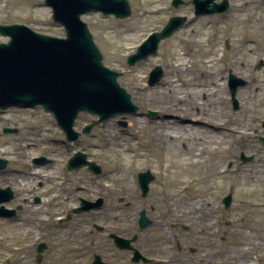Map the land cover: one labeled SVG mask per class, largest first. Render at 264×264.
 <instances>
[{"label":"rangeland","instance_id":"obj_1","mask_svg":"<svg viewBox=\"0 0 264 264\" xmlns=\"http://www.w3.org/2000/svg\"><path fill=\"white\" fill-rule=\"evenodd\" d=\"M127 1L131 8V15L125 19L119 20L114 16H104L101 13H91L82 17L102 56V64L109 70L120 73L117 78L119 86L131 96L133 105L138 108L134 115H116L111 118L113 120L111 125L119 129L121 134L134 135L138 141L140 140L139 135L145 136L146 132L130 128L128 118L139 116L152 122L160 117L147 96L153 88L160 87L159 85L163 84L168 76L173 75L170 69L174 58L169 45H172V39L177 38L176 43L179 42L185 54L184 59L188 67L187 69L182 68L178 76L175 74L181 81L178 88L172 89L176 99H180L176 104H193V110L196 111L199 108L200 113L202 111L208 113L215 122L224 124L225 129H232L233 124L237 127L234 126L237 130L233 134L223 132L222 135L209 137L198 133L196 136L200 139L197 142L204 150V154L216 147L215 154L202 155L204 160L199 168L200 184L208 189L202 195L203 201L200 202V206L203 205L204 208L202 207L201 210L205 213L206 221L212 218L215 220L207 226L202 236L191 231L190 245L194 246L196 239L203 241L204 256L206 254L210 256V252L216 248L218 256L213 260L205 257L204 264H214V262L264 264V199L262 200L264 198V175H261V172H264V152L259 147L256 151H251L250 153L255 158L253 166H246V168L238 164V155L233 153L235 145L240 146V136L244 131L243 122H248L253 128L255 122L264 117V105L257 100L258 93L255 92L256 87L264 89V71L254 69L258 63H264V3L261 0H228L230 8L226 13L195 17L194 6L188 0L177 8L172 7L171 0H155L158 3L149 9L143 6L145 0ZM40 4L42 0H0V24L22 22L26 17L40 18L43 19V25H29V27L44 35L64 37L63 29L52 22L49 9L41 8ZM35 5L38 7H34ZM150 10L158 12L145 18V11ZM172 16H186L188 19L183 28L161 41L155 56H150L128 67L126 58L135 53L137 47L151 32L160 31ZM208 23H210L207 26L208 29L213 30L209 31L214 33L213 37H209L207 43H199L198 29ZM106 38L115 46H108ZM6 42L7 38L0 36V43ZM226 42L229 44L227 48ZM118 46L122 48L119 49ZM155 66H160L164 75L158 85L151 87L147 84V76ZM229 73L250 84L238 92L237 100L240 105L238 111L233 110L230 101L227 87ZM218 74L222 82L220 88L216 89ZM204 78H206V83L203 81ZM212 81L216 85L214 88L209 86ZM130 84H138L139 87L145 88L144 101L137 100L134 94L136 90ZM212 95L215 98H211ZM7 110L10 111L9 119L5 121L0 116V159L8 162L6 169L0 171V188L5 189L10 186L15 198L2 206L6 209L19 208V211L15 216H0V264H20L18 262L20 257L24 259L23 264H38L35 261L36 248L41 242L45 243L47 248L42 252L40 264H68L70 261L61 263L57 255V243L60 242V238L65 237V234L72 235L76 243V258H80L84 254L83 247H87V245L84 246L87 241L84 232L91 231L98 235L91 224L97 222V217L105 212V210L95 209L80 214L72 213V208L79 206L80 199L92 201L103 198L109 209L105 212L109 219V231L124 238L132 233L138 235L136 226L138 214L128 206L132 202L129 197L136 193L140 202L144 203L142 210L146 212V215L155 224L163 221L162 212L165 204L159 197V189L165 185V182L158 174L154 161L147 162V159H139L142 166L140 171H149L154 177L145 198L141 197L137 183V174L140 171L133 173V179L123 176V172L107 174L113 166L111 155L107 153L108 147L97 149L96 146L101 145L99 138L101 127L108 121L94 127L89 134L81 133L75 142L63 143L65 138L62 131L52 115L44 112L41 107L37 106L30 110L16 107L4 109V111ZM150 112L154 115L149 116ZM94 119L96 117L89 113L79 114L74 130L80 133L82 128ZM6 129H16L17 133H6ZM212 143H216V146ZM143 147L148 152L154 149L152 145ZM77 152L84 153L89 162L99 166L100 174L89 171L88 167L68 172L66 161ZM40 156H45L52 162L37 167L32 159ZM231 163L233 166L230 168ZM75 171L80 172L82 185L86 189L76 190L72 176ZM36 175L58 179L64 177L65 184L61 188L55 183H48L54 189V200L58 206L56 210L43 209L28 197L31 184L41 181L35 178ZM242 184L256 188L257 191L247 199L252 203L256 201L262 203V212L260 211L262 215H251L247 212L243 216L245 207L240 203L241 197L237 195ZM105 185L112 187L107 188ZM22 187L24 190H19ZM125 189L128 190L127 193H123ZM114 190H117L115 197L113 196ZM227 195H231L232 203L229 209H224L222 201ZM183 198H185L184 204H167L173 206L176 213L180 210L181 213L179 212L178 215H181L185 209L194 208L192 207L194 202L190 197L184 196ZM66 214H70L71 221L59 223V218H64ZM174 217L175 226L169 225V230L165 229V232H161L150 226L140 234L142 242H139L136 247L142 250V254L150 258L168 260V256L157 257L153 254L155 250L164 254L173 253L176 250L177 239L180 240L181 234H185L182 228L186 225H178L181 221L178 218L181 216ZM196 219L197 217L190 214L189 220L184 218L181 222H188L187 226L194 228L197 226ZM172 234L175 239L171 237ZM242 235L245 239H242ZM146 236H153V240L147 242ZM155 236L156 238L165 237L166 244L171 240L172 246L163 244L161 238L156 239L154 243ZM236 237L243 241V245L235 250L229 243H233ZM110 248L113 249L111 245ZM118 255L125 256L126 254L118 253ZM194 255L196 254L190 255L191 260L195 259ZM249 258L253 259L248 260ZM71 264L90 263L87 259L84 261L75 259L71 261ZM121 264L130 263L126 260Z\"/></svg>","mask_w":264,"mask_h":264},{"label":"water","instance_id":"obj_2","mask_svg":"<svg viewBox=\"0 0 264 264\" xmlns=\"http://www.w3.org/2000/svg\"><path fill=\"white\" fill-rule=\"evenodd\" d=\"M214 0H192L195 15L222 13L227 10L225 0L217 5ZM182 0H173L174 7L182 4ZM52 9L54 21L60 24L66 38H54L33 32L22 25H0V35L7 36L10 41L0 44V109L11 106L33 108L41 105L43 109L53 113L63 127L68 139L72 133V125L80 112L98 115L99 119L83 129L84 133L114 117L116 114H134L137 107L131 102L130 95L116 82L119 73L111 72L102 65V56L96 48L85 23L80 16L90 12H102L123 19L131 14L126 0H45ZM186 21L185 17H171L167 24L154 32L127 58L131 67L139 61L157 54L159 43L174 34ZM163 76L161 67H155L149 74L147 84L154 86ZM244 82L234 76L229 78L231 97L236 86ZM235 107L237 102L234 100ZM149 115H153L152 112ZM77 135H75L76 137ZM85 156L78 153L69 162V169L86 164ZM90 168L99 172L92 163ZM6 161L0 159V170ZM153 180L149 172L139 173L138 181L145 196L148 185ZM12 198L9 189H0V204ZM223 203L230 204V196ZM75 212L89 210L86 203ZM15 211L0 207V214L13 215ZM140 228L149 224L144 212L139 218ZM121 247H129V240L114 237ZM43 244L37 247L36 262L40 263ZM137 261L138 258H134Z\"/></svg>","mask_w":264,"mask_h":264},{"label":"bare ground","instance_id":"obj_3","mask_svg":"<svg viewBox=\"0 0 264 264\" xmlns=\"http://www.w3.org/2000/svg\"><path fill=\"white\" fill-rule=\"evenodd\" d=\"M157 3L158 1L155 0H145L143 2V6L149 9L152 5ZM156 12L158 11H145L144 17L147 18L148 15H153ZM209 24L210 23L205 26H201L198 29L197 40L199 43H207L208 38L213 37L214 33H210L209 31L211 28L208 29L207 27ZM172 40V45L170 44L169 47L174 58V63L171 65L170 69V73L173 75L168 76L164 83L159 85L160 87H155V89L153 88L150 95L147 96L148 101L154 108L157 109L160 117L155 118L152 122L139 116H131L128 118L130 128L145 130L146 132L145 136L139 135L140 140L138 141L132 134H121L119 129H115V127L111 125L113 120L109 118L105 121L108 122L101 127L99 136L101 145L96 146L97 149H105L108 147L107 153L111 155V163L113 164L111 170L107 173L108 175L120 174L123 172V176L125 175L128 179H133V173L140 171L142 167L139 159H147V162H149V160L154 161L157 166L158 174L165 182V185L161 186L159 189V197L165 204L163 205L164 208L162 215L169 219L173 216L190 214L197 215L203 207V205L202 207L200 206V202L203 201L202 195L207 192L208 189L200 184L201 179L199 176V168L204 160L202 157L204 150H202L197 142V140H200L196 137L197 134L200 133L211 137L214 135H222L223 132L233 134L237 130L234 129V124L232 129H225L224 124L215 122L213 117H210L208 113H204V111L200 113V110H193V104H176V102L180 99H176V96L172 93V89L178 88L181 81L177 79L175 74L178 76L182 68L187 69L188 65L184 59L185 54L180 48L179 42L176 43L177 38ZM106 42L110 47L115 46L108 38H106ZM118 48L120 49L122 47L118 46ZM194 81L195 80H193V82ZM130 85L136 90L134 94H136L138 98L137 100L140 102L144 101L143 97L145 94V88L139 87L138 84ZM213 97L215 96H211V98ZM8 114H10L9 110L4 112L0 111L1 119L5 121L9 119ZM212 144L216 146V143ZM150 145L154 147L153 151L148 152L144 150L143 146L149 147ZM215 153L216 147L215 149L210 150L207 154L213 155ZM220 172L223 173V171ZM19 174L22 173L19 172ZM261 175H264V172H261ZM72 176L74 179V186L77 191H81L83 188L86 189L82 185L83 183L79 171H75ZM35 178L40 179V182L44 185H50L48 183H55L61 188L62 185L65 184L64 177H60L58 179L57 177L36 175ZM105 187L111 188L112 186L105 185ZM121 187H123V185ZM19 190H24V187ZM256 191V188L246 184H242L240 186L237 195L241 197L240 203L244 204L245 207V209H243V216H245L247 212L251 215H262L260 214L261 208L263 207L262 203L257 201L252 203L247 199L249 198L248 196H251ZM127 192L128 190L125 189L123 193ZM114 195H117V190H114L113 196ZM137 196V193L136 195L130 196L129 198L132 202L128 204V206L132 207L131 209H134L136 212L140 209L139 207L143 206ZM184 196L192 199L194 202L192 207L194 208H190V210L189 208L185 209L181 215H178L181 211L179 210L176 213L173 210V206L167 204H184ZM263 199L264 198H262V200ZM132 203L136 204L133 205ZM165 227L166 224L164 223L158 225L155 229L165 232ZM241 237L242 239H245L244 235ZM229 244L236 250V248L243 245V241L236 237L234 242ZM243 251L246 252L245 249H243ZM214 253L215 251H211L210 255H214ZM18 262L23 264V257H20Z\"/></svg>","mask_w":264,"mask_h":264},{"label":"flooded vegetation","instance_id":"obj_4","mask_svg":"<svg viewBox=\"0 0 264 264\" xmlns=\"http://www.w3.org/2000/svg\"><path fill=\"white\" fill-rule=\"evenodd\" d=\"M262 1V0H261ZM263 3V2H262ZM41 8L45 9L44 6V0H42V4L39 5ZM34 7H38V6H34ZM8 18V16H6ZM8 20V19H7ZM14 23H20V24H25L27 26L31 25V26H41L43 25V19L40 18H34V17H26L24 18V20L22 22H11L8 24H14ZM220 63V62H219ZM255 70H259V71H264V63L262 64L261 67H255ZM204 83H206V78L203 79ZM208 82V81H207ZM221 78H220V74H218L217 76V87L216 89L220 88V83H221ZM250 84H248V82H246L245 85L241 86L240 88H238L237 92H236V98L238 96V92L242 89H244L245 87L249 86ZM209 86H212L213 88L216 86L215 83L210 82ZM255 92L258 93L257 96V100L261 102V105H264V89L263 88H257L255 89ZM214 96V95H212ZM215 98V97H213ZM240 107V105H239ZM239 107L237 109H235L234 111H238ZM199 110V108L197 109ZM255 127L251 128L249 123L244 121L242 124V129H244L243 133L241 134V138H240V146L235 145L234 149V155H238L237 159H238V164L243 166L244 168H246V166H253V162H254V156L252 153H250L251 151H256L257 149H261L264 152V117L263 119H261L260 121H256L254 124ZM15 133H17V131H15ZM237 134H240V132H237ZM76 141V140H75ZM74 141V142H75ZM259 147V148H258ZM42 157V156H41ZM44 158L47 159V162L44 164H38V165H47L50 164L52 161L50 159H48L47 157L43 156ZM35 164V163H34ZM264 164V163H263ZM233 166V163L229 164V167L231 168ZM264 166V165H263ZM264 168V167H263ZM11 190L12 188L10 186H8ZM14 195V194H13ZM28 197L30 198V200H33L36 204L39 205V207H42L43 209L49 208L50 210H56V208L58 207L55 204V200H54V189L53 187L50 185H44L42 182L36 183V184H31V190L28 194ZM15 198V195L13 197V199ZM47 202H50L49 204H47ZM99 204V207L96 209L98 211L100 210H105V212H107L108 206L105 202V200L103 198H101V201ZM142 204L144 205V203L142 202ZM126 205V204H125ZM143 206L140 207V209L136 212L138 214L137 219H136V226L138 227V217H139V213L142 210ZM73 210V209H72ZM93 211V210H91ZM89 211V212H91ZM103 212L101 213L97 219V222H93L91 224V227L93 228V230H95L97 232L98 235L93 234V232L89 231V232H84L86 234H84L85 238H87L86 243L84 244V246L87 245V247H83L84 249H82L83 251V255L80 256V258H76V246H75V240L72 238L71 234H65L64 238H60V242L57 243V255H59V261L61 263L64 262H68L78 259L81 261H84V259H87L89 261L90 264L93 263V259L96 256H99L101 261L104 264H121L122 261H129L130 264H204V260L205 257H207V259H211L213 260L214 258H216L218 255L216 248H214L212 251H215L214 255H210L207 256V254L204 256V252L202 253V249L205 248V244L203 241H198L196 239V243H194V246L190 245V233L191 231H193L195 234L202 236L203 233L206 232V228L208 225L212 224L213 221L215 220V218L210 219L209 221H206V217H205V213L202 212V210L200 211L199 214L194 215V217H197L196 222H197V226H195L194 228L188 227L187 224L188 222H181L184 218L185 219H190V215H183L181 216L180 219L181 221L178 223L179 224H185L186 226H183V230L185 232V234H181V239L178 240L177 239V243H176V250L173 253H162V252H157L155 250V248H153L155 250V253L153 255L157 256V257H164V256H168V260H162V259H157V258H150L149 256H146L144 254H142V250L137 248V244L139 242H142V237H141V233L144 232V230H146L147 228H149L150 226L152 228H156L158 225L161 224H166L165 229L169 230V225H171L172 227L175 226V217H171L166 218V217H162L163 221L158 222V223H154L151 220V224L145 228L142 231H138V235L135 233H132L131 235H129V237H127V239H132L133 240V247L135 249H137L146 260L148 261H144L142 259H140L139 262L135 263L132 261L133 258V252L131 250L128 249H119L111 240L110 235L112 234V232L109 231L108 228V224H109V219L107 217V214ZM185 216V217H184ZM71 221V216L70 214H66L64 218H59L58 222L59 223H63V222H69ZM167 222V223H166ZM126 225V223H125ZM177 225V223H176ZM130 226V229H132V226ZM213 228V227H212ZM171 237L173 239H175V236L172 234ZM170 237V239H172ZM161 238V237H160ZM160 238H154V243L156 242V239H160ZM153 240V236H146L145 240ZM172 239V240H173ZM62 240V242H61ZM85 240V239H84ZM161 242L163 244H166V238L163 237L161 238ZM150 243V241H149ZM110 245L113 247V249L110 248ZM168 246H172L171 240L169 242H167ZM157 246V245H156ZM47 248V247H46ZM113 252V254H112ZM118 253L122 254L125 253V256H119ZM201 253V254H199ZM191 254H196L195 259L191 260L190 259V255ZM213 257V258H212ZM253 259V258H249L248 260ZM116 262H113L115 261ZM75 262V261H74ZM148 262V263H145ZM214 263H220V262H214Z\"/></svg>","mask_w":264,"mask_h":264}]
</instances>
